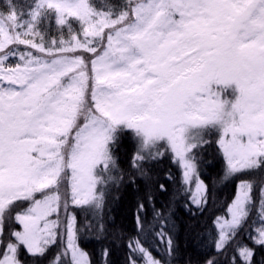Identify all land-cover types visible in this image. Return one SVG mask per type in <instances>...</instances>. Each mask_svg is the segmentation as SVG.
I'll return each mask as SVG.
<instances>
[{"label": "snow or ice", "instance_id": "obj_1", "mask_svg": "<svg viewBox=\"0 0 264 264\" xmlns=\"http://www.w3.org/2000/svg\"><path fill=\"white\" fill-rule=\"evenodd\" d=\"M45 9L58 26L78 21L83 39L69 24L70 40L46 42L36 28ZM30 18L0 15V264H26L21 249L42 258L58 242L66 264H91L69 208L102 209L124 178L116 153L124 138L133 144L129 182L149 179L144 164L170 155L189 211L208 202L197 164L206 146L215 144L226 178L264 171V0H127L107 13L90 0H37ZM253 190L252 179L237 183L226 215L212 222L215 255L205 264H220L230 248L254 264V249L237 239L244 229L264 248V185L249 223ZM147 199L153 220L141 217L140 203L129 264H138L135 254L165 264L144 246L148 235L175 255L173 209ZM228 264H238L236 255Z\"/></svg>", "mask_w": 264, "mask_h": 264}, {"label": "trees", "instance_id": "obj_2", "mask_svg": "<svg viewBox=\"0 0 264 264\" xmlns=\"http://www.w3.org/2000/svg\"><path fill=\"white\" fill-rule=\"evenodd\" d=\"M45 2L47 3V0ZM36 3L37 0H0V15H4L6 19L7 15L15 12L17 22L22 24L31 19L30 13ZM90 3L97 12L107 13L120 10L126 5L127 0H90ZM43 11L44 14L39 17L36 28L42 33L46 42L61 38L70 40L69 24L73 29L72 34L83 39L82 27L74 18H69L65 26H58L55 23L54 10L45 9ZM26 30V27L21 29V31ZM105 31L107 32V30ZM38 41L39 37H36L35 42ZM10 47L41 55L27 45H10ZM75 54L83 55L85 59H89L91 56V54L83 53L82 50H78ZM17 62H19L18 57H11L6 61V64L9 67H14ZM116 153L119 156V166L124 171V178L119 186L113 183L109 188L102 209H87V206L85 209L74 206L69 208V211L77 217L78 229H83V232L79 233L78 243L83 250L88 252L91 264H129L127 243L137 234L135 218L140 203H143L145 207V211L140 213L141 217L146 221L153 220V204H150L147 199L148 193H151L156 209L166 211L169 205L173 209L172 215L176 225L171 231L175 244L174 256H166L164 245L160 244L153 235L141 237L145 241L144 246L150 249L151 254L164 261L165 264H205L207 259L215 255L214 245L209 243L210 237L215 235L212 222L216 216L226 215L227 206L235 197L236 186L240 180L252 179L254 181L249 223L258 215L259 189L264 185V171L258 170L226 178L223 173V160L217 154L215 144L206 146L199 154L200 159L197 161L198 172L206 185L208 196L207 205L202 212L197 211L195 206L190 205L191 211L184 207L185 203L190 204V202L187 195L178 192L181 188L182 170L172 162L170 155L144 164L149 179L137 177L133 184L128 180L129 173L135 175L129 165L133 154L132 142L128 138H124L116 149ZM166 174H170L173 179L169 180ZM162 184L166 190H161L160 185ZM192 212H196V214L193 215ZM101 225H103V230H101ZM237 239L254 249V264H264V248L254 245L244 229L240 231ZM104 251L108 253L107 256L102 255ZM57 255L61 256L60 262L56 261ZM135 255L138 264H142L141 256ZM233 255H236L238 264H242L238 254L231 248L227 256L218 258L220 264H228ZM20 258L26 264H66L59 242L51 246L42 258L33 259L23 249L20 251Z\"/></svg>", "mask_w": 264, "mask_h": 264}, {"label": "rangeland", "instance_id": "obj_3", "mask_svg": "<svg viewBox=\"0 0 264 264\" xmlns=\"http://www.w3.org/2000/svg\"><path fill=\"white\" fill-rule=\"evenodd\" d=\"M194 185V184H193Z\"/></svg>", "mask_w": 264, "mask_h": 264}]
</instances>
